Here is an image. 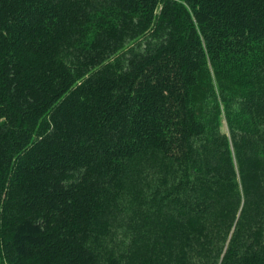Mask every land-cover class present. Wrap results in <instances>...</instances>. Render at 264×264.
Returning a JSON list of instances; mask_svg holds the SVG:
<instances>
[{
  "label": "trees",
  "instance_id": "trees-1",
  "mask_svg": "<svg viewBox=\"0 0 264 264\" xmlns=\"http://www.w3.org/2000/svg\"><path fill=\"white\" fill-rule=\"evenodd\" d=\"M0 264H264V0H0Z\"/></svg>",
  "mask_w": 264,
  "mask_h": 264
},
{
  "label": "rangeland",
  "instance_id": "rangeland-1",
  "mask_svg": "<svg viewBox=\"0 0 264 264\" xmlns=\"http://www.w3.org/2000/svg\"><path fill=\"white\" fill-rule=\"evenodd\" d=\"M223 131L226 132L227 131V125L226 123L223 124V127H222Z\"/></svg>",
  "mask_w": 264,
  "mask_h": 264
}]
</instances>
